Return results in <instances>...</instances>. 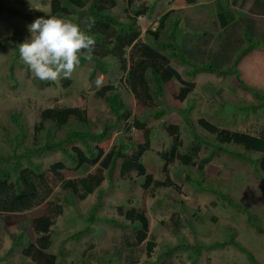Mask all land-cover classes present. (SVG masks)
<instances>
[{"label": "rangeland", "instance_id": "374dc122", "mask_svg": "<svg viewBox=\"0 0 264 264\" xmlns=\"http://www.w3.org/2000/svg\"><path fill=\"white\" fill-rule=\"evenodd\" d=\"M114 13L123 18L134 11L147 9L137 21L138 29L143 39L147 37L148 29H156L160 18L170 10V17L177 20L188 42L194 38L206 39L208 49L216 53L221 50L231 36L244 39V31L249 23L253 31L264 36V6L252 5L249 9H234L237 19L227 28L221 26L217 16L216 0H118ZM132 1V3H130ZM51 0H0V5L6 3L28 11H40L48 14ZM229 5L230 0H222ZM0 6V8H2ZM4 9V8H3ZM3 11L0 19V157L14 153L16 136L21 138L22 131L11 120V113L19 112V116L27 131L24 145L17 148V153L24 151L29 139L34 133V125L39 122V112L44 108L63 106H79L86 110L94 128L101 131L105 123H114L115 116L109 105L102 99L94 97V93L108 83H119L125 76L119 64L108 74L98 73L90 77L91 64L82 63L72 73V84L64 87L62 77L52 84L39 85L34 74L19 58L18 45L30 35L28 25L36 18H26L18 13ZM22 14V13H21ZM42 16V15H41ZM78 15L69 18L74 23ZM127 21H130L127 19ZM166 27V26H165ZM166 27L163 32H168ZM207 31V32H206ZM168 38L162 33V39ZM246 41L244 42V44ZM254 59L250 56L238 64V69L244 82L250 87L264 93V42L256 50ZM183 78L195 83V91L189 100L180 101L177 94L180 83L171 81L166 95L159 101V112L149 114L147 121L154 128L152 149L145 154L144 162L147 171L154 179L165 180L168 175L175 181L177 187L144 188V177L122 179L116 167L111 173L102 171L104 181L85 199H78L70 192L63 190L58 184L50 198L53 204H60L63 213L51 227L53 244L50 251L58 256L57 264H96L91 259L95 250H110L116 240L129 228L122 220L119 206L126 209L137 207L143 209L149 219L148 237L139 244L141 252L138 263L133 264H264V175L257 160L259 155L249 154L246 160L239 159L229 152L210 154L209 149H202L196 159L185 164L182 158H177L168 165L169 172L163 171L164 160L159 151L167 149L172 143V137L163 126L167 123H177L180 126V136L183 147L191 144L193 133L212 138L207 131L199 128L198 120L202 117L222 127L243 129L249 124L254 126L264 124V113L259 110L254 113L252 104L262 103L253 89H245L235 75H217V73L202 72L195 76L188 75L187 68L180 62L172 61ZM100 80V85H97ZM176 96V98H175ZM122 98L137 111V102L127 92H122ZM173 101V103L171 102ZM188 116L195 124V132L188 127L184 117ZM131 121L122 122L119 128L112 127L109 135L100 146L109 151L116 142L127 138ZM68 128L62 132L65 133ZM131 136L142 141L139 130L133 129ZM69 149L79 142L67 143ZM227 149H234L224 144ZM218 159V160H216ZM42 163L43 170L57 161H63L66 168L62 170L65 178L87 176L98 173V165L88 169L73 163L61 151L46 152L36 156ZM202 165V168L200 167ZM153 189V190H152ZM49 202L39 207L12 214L7 224L6 216L0 217V264H36L24 256L23 249L34 241L37 234L31 228V220L46 215ZM180 213L184 222L177 233L167 222L173 213ZM252 217L253 222H249ZM9 222V221H8ZM25 239L20 242L19 235ZM234 238L249 249L256 263L249 260L246 253L234 244H221ZM153 239L156 243L153 251L148 254L147 243ZM199 240L207 245L200 253L192 254L190 249L183 247L189 243L195 245ZM119 241V240H118ZM102 262L109 255H100ZM114 264H123L116 258ZM98 264V263H97Z\"/></svg>", "mask_w": 264, "mask_h": 264}, {"label": "trees", "instance_id": "16d2710c", "mask_svg": "<svg viewBox=\"0 0 264 264\" xmlns=\"http://www.w3.org/2000/svg\"><path fill=\"white\" fill-rule=\"evenodd\" d=\"M193 1V0H191ZM217 1V16L223 28L237 19L234 9L245 10L252 5L264 6V0H230L229 5H224L222 0ZM132 3V1H130ZM118 0H51L50 13L42 14L40 11H28L16 6L4 3L0 5V19L3 11L7 13H18L26 18L35 15H51L63 18H72L78 15L74 21L81 30L88 32L95 38V49L91 62L81 59V63L89 62L92 74H108L114 69V64H119L125 76L119 83H108L94 93V97L104 100L115 116L114 123H105L103 129L98 131L87 115L85 109L79 106L59 105L44 108L39 112V122L34 125V133L29 139L24 151L17 153V148L23 146V140L27 131L19 116L18 111L11 113V120L20 130L21 138L16 137L14 153L0 157V217L6 216L7 224H12L10 215L31 211L42 204L49 202L50 206L46 215L35 217L31 220V228L37 234L34 241H29L23 249L24 256L30 258L36 264H57L58 256L50 251L53 244V231L51 227L56 219L63 213L60 204H53L50 198L54 188L60 184L63 190L73 194L82 200L93 193L104 181L102 171L111 173L116 167L120 171L122 179L134 177L143 178L144 188L177 187L175 181L168 175L165 180L154 179L153 174L147 171L144 156L152 149L154 128L147 121V116L159 112V101L166 95L168 84L171 81L180 83L177 98L180 101L189 100L195 91L196 85L192 81L185 80L180 71L172 64V61L180 62L187 68L190 76L198 73L210 72L217 75H235L245 89H253L257 98L262 103L252 104L254 113L261 110L264 113V93L247 85L238 69V64L248 56L254 59L257 49L262 47L264 36L261 37L253 31V25L249 23L245 27L244 39L231 36L227 39L221 50L214 53L208 49L206 39L194 38L188 42L183 30L179 27L177 20L170 17L171 12L164 14L159 20V26L146 31L151 42L143 39L138 29L137 21L140 15L146 14L147 9L134 11V16L127 14L128 19L123 23L119 16L112 14V9L117 7ZM4 8V9H3ZM234 8V9H233ZM22 13V14H21ZM83 26V27H82ZM168 27V32L163 30ZM207 32V31H206ZM162 33L168 38L162 39ZM246 43L244 44V42ZM109 55H112L109 58ZM109 58V59H108ZM63 86L69 87L71 79H62ZM39 85L46 86L52 81H41ZM122 92H127L137 103V111L134 113L131 105L122 98ZM176 98V96H175ZM173 103V101H171ZM188 127L195 132V124L188 116L184 117ZM131 121L127 126L129 135L120 142L112 145L109 151H105L100 143L108 137L112 127L119 128L122 122ZM166 132L172 137L171 145L159 151L164 160L163 171L169 172L168 165L177 158H182L183 163L190 164L196 159L202 149H209L210 154H219L221 151L229 152L231 155L246 160L249 154L259 155L264 172V124H249L243 129H230L219 126L216 123L202 117L198 120L199 128L207 131L212 138L193 133L191 144L183 147L180 136V126L177 123H163ZM68 131L63 133L64 129ZM142 134V141H137L131 134L133 129ZM79 142L69 149L67 143ZM224 144L231 145L234 149H227ZM61 151L79 167L88 169L98 165V173H90L87 176L77 178H65L62 170L66 168L63 161L53 163L49 168L43 170L42 163L36 160V156L44 155L46 152ZM218 160V159H216ZM202 168V165L200 166ZM152 189V190H153ZM122 220L129 228L116 240L113 251L95 250L90 256L92 261L99 264L102 262L100 255H109L103 263L114 264L113 258L120 260L123 264L139 262L141 252L139 244L144 243L148 237L149 219L143 209L129 207L126 209L119 206ZM249 218V222H253ZM9 221V222H8ZM184 222L180 213H173L167 225L179 232ZM258 231L264 232V228L257 226ZM25 239L24 234L19 235L20 242ZM119 240V241H118ZM195 245L183 244L190 249L192 254L202 251L207 245L199 240ZM221 244H234L246 253L250 261L256 263L253 253L243 246L242 243L229 238L220 242ZM147 252L150 254L156 243L153 239L147 243ZM148 264V263H142Z\"/></svg>", "mask_w": 264, "mask_h": 264}, {"label": "clouds", "instance_id": "9594fccd", "mask_svg": "<svg viewBox=\"0 0 264 264\" xmlns=\"http://www.w3.org/2000/svg\"><path fill=\"white\" fill-rule=\"evenodd\" d=\"M190 3H194V0H190ZM111 12L113 14L114 9ZM118 16L120 21L127 22L128 16ZM28 31L30 35L18 45L19 58L38 80L54 82L61 77L70 79L74 70L82 64L81 59L89 62L93 59L95 38L81 30L75 21L42 15L28 25ZM95 75L90 72V77ZM96 83L100 85L101 81L97 80ZM259 165L262 166L261 163Z\"/></svg>", "mask_w": 264, "mask_h": 264}]
</instances>
